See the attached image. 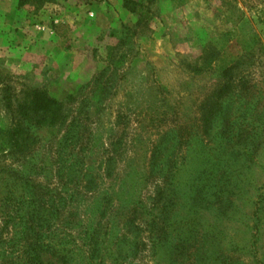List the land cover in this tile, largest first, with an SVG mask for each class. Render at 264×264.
Returning <instances> with one entry per match:
<instances>
[{
    "label": "rangeland",
    "instance_id": "374dc122",
    "mask_svg": "<svg viewBox=\"0 0 264 264\" xmlns=\"http://www.w3.org/2000/svg\"><path fill=\"white\" fill-rule=\"evenodd\" d=\"M74 8L58 16L60 40L53 20L36 28L47 35L34 51L0 32V264L36 243L66 258L43 254V264H264V135L240 187L221 195L227 210L204 202L194 225L180 222L194 173L177 171L197 156L214 162L224 143L234 162V137L207 134L214 104L233 121L247 93L264 111V0ZM44 96L56 102L50 117L27 126L21 114Z\"/></svg>",
    "mask_w": 264,
    "mask_h": 264
},
{
    "label": "trees",
    "instance_id": "16d2710c",
    "mask_svg": "<svg viewBox=\"0 0 264 264\" xmlns=\"http://www.w3.org/2000/svg\"><path fill=\"white\" fill-rule=\"evenodd\" d=\"M55 0H18V6L32 5L36 9L43 7L45 4L52 3ZM89 1V0H86ZM131 12V11H130ZM250 54V53H248ZM239 55L234 63V70L241 69L242 64L246 57L249 55ZM236 75V74H234ZM252 94L242 93L236 96L234 100V120L230 121V112L226 110V107L222 102H218L213 105V109L209 112L206 118L207 134L211 131L212 137L217 141L232 142L234 137V144L239 145L240 148L234 150V162L231 165L223 159L222 146H219L218 152L214 155L215 161L206 163L199 156L196 162H199L201 169L196 168L194 163L190 164L184 162L182 168L177 169L178 172L186 175L187 173H194L193 178L186 180V186L188 190H192L195 194L192 197L194 206L188 211V214L180 220V222H186L188 225L196 224L198 218L195 214L198 212V207L204 203L212 201H219L222 205V209L227 210V204L221 200V195L224 193L230 194V186L234 189H238L243 180L242 169L249 168L248 162H253L260 150V140L264 135V111L261 109L260 113H257L256 105L252 99ZM44 105L36 102V98L33 99L31 104L32 112L21 114L23 121L27 126L39 125L41 126L45 118L50 117V113L45 106L47 103L56 105V102L49 99L47 96L42 98ZM39 104V105H38ZM220 119V125L214 124L217 119ZM219 123V122H218ZM234 131V135L232 132ZM209 165V166H208ZM208 166V168H206ZM234 173V176L232 174ZM194 189V190H193ZM211 200V201H210ZM188 232V231H187ZM189 240V235L186 236ZM181 243H185L180 241ZM213 253V251H212ZM49 254L58 260H65L64 256L59 255V252L55 250L53 246L44 245L42 243L32 244L28 248L26 258L20 260L17 263L12 264H43L42 255ZM204 262L208 257L202 256Z\"/></svg>",
    "mask_w": 264,
    "mask_h": 264
},
{
    "label": "crops",
    "instance_id": "0c3cea01",
    "mask_svg": "<svg viewBox=\"0 0 264 264\" xmlns=\"http://www.w3.org/2000/svg\"><path fill=\"white\" fill-rule=\"evenodd\" d=\"M108 1L112 2V0H65L63 6L72 5V10L68 12L62 5L59 6L57 4H55L56 8H53L54 4H51L53 5L52 7H47V4H45L43 7L36 9L32 5L18 6V0H0V32H6V36L9 35L13 40L14 38H18L19 35L22 36V38L26 39L28 42V50L34 51L35 47L39 44L43 46L41 40L45 38L47 33L40 32L39 30H45L48 27V20H50L49 22L53 20L49 30V32H52L50 36H54L56 39L60 40L59 33L55 31H58L60 29L59 24L64 22L61 21L58 16L70 19L76 14V12L74 13V10L77 9L74 8L76 5L78 9L81 8L87 11L94 10L97 6L100 9V7H104ZM56 10H60V13H57ZM89 13L92 15L91 12ZM31 23L34 26H30ZM17 24L21 25L23 28V30H19L20 32H16L15 29H13ZM36 28L39 30L37 31Z\"/></svg>",
    "mask_w": 264,
    "mask_h": 264
}]
</instances>
